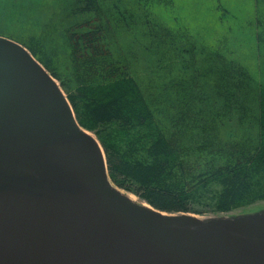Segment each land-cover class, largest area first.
Wrapping results in <instances>:
<instances>
[{
  "label": "water",
  "instance_id": "water-1",
  "mask_svg": "<svg viewBox=\"0 0 264 264\" xmlns=\"http://www.w3.org/2000/svg\"><path fill=\"white\" fill-rule=\"evenodd\" d=\"M100 146L32 54L0 36V264H264V216L205 224L139 205Z\"/></svg>",
  "mask_w": 264,
  "mask_h": 264
},
{
  "label": "trees",
  "instance_id": "trees-1",
  "mask_svg": "<svg viewBox=\"0 0 264 264\" xmlns=\"http://www.w3.org/2000/svg\"><path fill=\"white\" fill-rule=\"evenodd\" d=\"M116 3L71 0L59 10L62 20L58 23L68 49L64 58L52 60L57 52L46 50L35 34L28 39L30 45L22 38H14L40 60L38 49L49 60L42 62L61 81L76 120L98 138L111 181L166 212L229 211L264 200L261 86L257 84L254 90L260 107L255 133L245 130L232 141H219V133L213 134L203 115L204 106L198 100L193 102L196 105L187 100L186 96L191 95L188 90L177 104L180 121H173L171 132H167L155 115L153 100L146 97L137 79L129 73V53L120 58L114 52L111 16L124 25L122 9ZM9 11L13 12V8ZM41 33L37 32L40 36ZM189 36L178 39L180 43L172 49L189 56L197 52L194 35ZM180 45L182 48L178 49ZM215 62L218 71L212 75L216 83H221L216 89L226 87L230 97H238L239 88L232 85L237 84L235 74H241L230 70L231 62L216 58ZM60 70L66 71L65 78ZM236 81L239 83L240 79ZM249 96L254 93L249 92ZM230 108L231 112H241L244 106L232 104Z\"/></svg>",
  "mask_w": 264,
  "mask_h": 264
},
{
  "label": "rangeland",
  "instance_id": "rangeland-1",
  "mask_svg": "<svg viewBox=\"0 0 264 264\" xmlns=\"http://www.w3.org/2000/svg\"><path fill=\"white\" fill-rule=\"evenodd\" d=\"M70 1L0 0V36L20 44L14 38H22L29 44L28 39L35 34L46 50L57 52L52 60L64 58L68 49L62 25L58 23L62 20L59 10ZM114 1L122 9L120 12L124 18V25L112 16L110 19V36L116 42L114 52L120 58L129 53V73L137 79L146 97L153 100L155 115L167 132H171L173 121H180L177 104L184 91L188 90L191 95L186 96L187 100L192 104L198 100L204 106L203 115L212 126L213 134L219 133V141L225 142L227 138L232 141L245 130L255 133L260 107L254 90L259 84L264 91V0ZM10 8H13V12L9 11ZM40 30L43 36L37 34ZM191 34L194 35L195 41H192L197 44V52L189 56L172 49L180 43L178 39L182 40V37ZM169 37L174 39L169 41ZM22 45L32 54L26 45ZM37 54L41 60L32 56L66 96L61 81L43 64L49 60L39 49ZM215 58L220 62H231L230 70L241 74L232 73L236 80L240 79V84L235 80L237 84L232 85L239 88L238 97H230L226 87H221L219 91L216 89L221 83H216L212 75L218 71ZM228 69L225 72L227 77L230 74ZM59 72L62 78L66 77V71ZM249 92L254 93V96L250 97ZM232 104L244 106V109L231 112ZM81 127L98 140L93 131ZM112 185L123 194L132 196L135 203L151 207L137 195ZM184 214L195 216L205 224L215 220H244L264 216V200L229 211Z\"/></svg>",
  "mask_w": 264,
  "mask_h": 264
},
{
  "label": "bare ground",
  "instance_id": "bare-ground-1",
  "mask_svg": "<svg viewBox=\"0 0 264 264\" xmlns=\"http://www.w3.org/2000/svg\"><path fill=\"white\" fill-rule=\"evenodd\" d=\"M100 149H101L102 154H103V150H102L101 146H100ZM125 195L128 196V199H129L130 201L134 202V199H133L132 196H130V195H128V194H125ZM144 206H147V205H144ZM142 207H143V206H142ZM147 207L150 208L149 206H147Z\"/></svg>",
  "mask_w": 264,
  "mask_h": 264
}]
</instances>
